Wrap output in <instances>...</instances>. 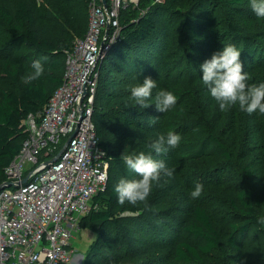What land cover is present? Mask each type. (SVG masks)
Here are the masks:
<instances>
[{
	"label": "trees",
	"instance_id": "1",
	"mask_svg": "<svg viewBox=\"0 0 264 264\" xmlns=\"http://www.w3.org/2000/svg\"><path fill=\"white\" fill-rule=\"evenodd\" d=\"M248 1L162 0L148 4L141 0L138 7L122 13L120 42L127 46L116 48L120 42L115 43L103 63L115 52L121 54L114 65L131 68L133 75H151L161 69L169 77L170 68L176 64V75L185 72L202 78L204 62L194 60L192 55L212 57L223 50L222 45L234 44L241 51L243 72L251 74L248 83H264V28L248 30L259 18ZM89 3L90 0H0V31L8 40L3 48L7 49L3 69L11 84V89L0 95V184L7 180L6 170L28 136L24 120L41 112L63 82L64 72L60 75L59 71H65L66 52L87 30ZM147 7L150 13L141 15ZM157 18L163 22L158 23ZM171 23H175L173 29L179 30L178 36L173 35V43L160 41L157 37L162 24ZM35 60H40L46 70L41 78L26 84L23 80ZM200 90L194 94L188 87L168 86L167 91L178 100L177 107L167 113L157 111L155 103L147 109L135 105L103 108L97 100L111 102L126 96L114 89L98 92L93 120L109 157V169L104 189L94 196V208L80 221L83 227L96 224L97 232L83 264L264 262V225L258 223L264 218V115L248 114L238 105L221 112L208 89ZM186 100L195 103L187 108ZM185 112L191 114L190 119L183 118ZM164 129L181 136L179 145L191 143L184 155L190 160L200 157L210 162L218 157L223 162L213 167L198 165L197 174L182 179L181 191L164 184L162 176L148 199L152 211L145 210L143 203L119 204L114 191L119 180L140 178L127 168L122 153L144 152L167 166L171 154L156 155L145 147L147 138L164 134ZM198 130V139L191 140ZM237 168L242 171L240 176L249 179L251 188L242 184H237L235 190L230 188ZM196 183H202L204 190L200 198L193 200L190 192ZM229 188L233 194L222 217L228 226L223 231L211 207L212 202H217L213 196H205L211 190Z\"/></svg>",
	"mask_w": 264,
	"mask_h": 264
},
{
	"label": "built area",
	"instance_id": "2",
	"mask_svg": "<svg viewBox=\"0 0 264 264\" xmlns=\"http://www.w3.org/2000/svg\"><path fill=\"white\" fill-rule=\"evenodd\" d=\"M140 1L90 0L88 27L65 54L62 84L24 120L28 136L6 170L15 185L0 190V264L73 263L76 230L108 180L93 120L100 66L121 38L122 13Z\"/></svg>",
	"mask_w": 264,
	"mask_h": 264
},
{
	"label": "clouds",
	"instance_id": "3",
	"mask_svg": "<svg viewBox=\"0 0 264 264\" xmlns=\"http://www.w3.org/2000/svg\"><path fill=\"white\" fill-rule=\"evenodd\" d=\"M250 9L260 18H264V0H250ZM241 51L234 44L225 45L223 50L216 52L201 65L203 72L202 82L216 101L221 112L238 105L239 109L248 114L259 113L264 115V83L249 84L248 73L243 72L240 61ZM32 71L25 79L26 84L38 80L44 75L45 69L40 60L31 64ZM157 83L151 77H145L143 82L132 86L130 99L134 105L141 109H147L152 103L153 89ZM178 97L172 92L160 89L155 95L157 111L167 113L177 104ZM181 136L173 131L160 134L149 147L156 155L165 154L170 149L179 146ZM121 159L127 168L135 172L139 179L121 178L115 186L118 203L130 205L143 203L145 210L152 211L148 205V199L154 184H159L162 176L172 178L175 169L168 168L163 160L153 159L144 152L138 154L122 153ZM204 190L202 183H196L190 192V198L196 200L201 197ZM264 225V218L258 220Z\"/></svg>",
	"mask_w": 264,
	"mask_h": 264
},
{
	"label": "rangeland",
	"instance_id": "4",
	"mask_svg": "<svg viewBox=\"0 0 264 264\" xmlns=\"http://www.w3.org/2000/svg\"><path fill=\"white\" fill-rule=\"evenodd\" d=\"M42 1V0H40ZM146 1L148 4H155V3H160L162 0H144ZM250 4V0L248 1ZM33 4V3H32ZM142 9V8H141ZM150 8H144L141 10V15H145L149 12ZM158 23H162L163 21L160 20L159 18H157ZM88 23H89V15H88ZM175 23H171V24H162V31L159 32V36L157 38H160V41H166L167 43H173L174 41V36H178L179 30L177 29H173L174 28ZM248 28V27H247ZM260 28H264V18H258L257 21L254 23V25H251L250 31H255L257 29ZM3 30V29H2ZM158 35V34H157ZM174 35V36H173ZM191 38L194 37L195 40H199V41H204L205 39L199 36H190ZM122 39V35L121 38L117 40L116 44L119 43ZM8 43V40H5V33L0 31V95L2 94L1 92L5 89L9 90L11 89V84L9 82V78L7 77L5 70L3 69V61L7 56V49L3 48L5 47V45ZM127 43L126 42H120L119 44L116 45V48L119 47H126ZM225 46L222 45L221 49H223ZM123 48V49H124ZM115 52H112L104 61H102L101 66H100V76H99V81H98V88H97V94L96 97L98 95V92L101 90H108V91H112V89H114L115 91H121L122 95H125V99L119 98L117 100H113V101H101V100H97L98 105H100V107L103 108H108V107H129V106H133L134 105V101H132L130 99L131 96V87L135 86L137 84H140L143 82L145 77H151L153 80L156 81L157 83V88L153 89V93H152V98L150 100V103H155V95L156 93L160 90V89H164L167 90L168 86H172L173 88H178L180 86L182 87H188L189 89L192 90V92L194 94L199 93V89L202 90H207V87L203 85L202 82V78H198V75H192V74H188V73H179L176 75L177 69L175 68L176 64H173L172 68H170L172 70V72L170 73V76H166L163 71L161 69H156L154 71H152L151 75H133L130 73L131 68L129 67H122L119 66L121 64H118L116 67V64L114 65V61H117L120 58V54H117ZM192 57L194 58V60L196 61H200V62H204L205 60L210 59L211 57H207V56H203V55H198V54H193ZM42 61V60H41ZM121 61V59L119 60ZM45 69V68H44ZM46 70V69H45ZM31 68L28 69L27 75L31 72ZM64 72V68L61 69V71H59L60 75H63ZM249 73H251V70L249 71ZM251 74H249L250 77ZM26 79V78H25ZM25 79L23 81H25ZM196 79V80H195ZM203 92V91H202ZM206 98V97H205ZM195 101H189L186 100L184 102V104L186 105L187 108L191 107L194 105ZM177 107V105H175L173 108ZM172 108V109H173ZM170 109V110H172ZM191 111V110H190ZM183 118L184 119H190V115L189 113H184L183 114ZM166 129H164V134L166 135ZM203 133V132H201ZM246 131L244 132V139L246 137ZM194 136H191V140H196L198 139L196 135H200V130H198V132H195V134H192ZM159 135L157 136H150V138L146 139V150L151 151V148L149 147V145L154 142ZM141 139V137H140ZM124 142H122L121 144H123ZM187 143V142H186ZM191 145V143H188L186 147L179 145L177 148L175 149H170L167 153L171 154L170 157V162L167 165L168 168L171 169H175L173 177L172 178H168L165 177L163 178L164 184H170L172 186L178 187V191L183 190V186L181 185V181H183L182 179H184V177L186 178L187 176L195 173L198 171V165H207L210 167H213L215 164L221 163L223 162V160L221 158H211L210 162L206 161V159L204 158H198L197 160H190L189 157L190 156H184L186 154L187 148L188 146ZM205 167V166H204ZM199 173V172H198ZM240 173L242 174L241 169L237 168L236 170H233V176H234V180L233 183L230 186V188H233L234 190L237 189L236 187L238 186L237 184H242L243 187L246 188H251L252 184L250 183L249 179L247 178H243V176H240ZM197 174V173H195ZM229 189H221V190H211L210 194L206 195L205 197H209V196H213V201H216L217 204H215L214 202L211 203V207L212 209L216 212V215L218 216V218L220 219V223L218 224V227L220 228V230H227L228 226H227V222L225 221V219L222 220V217L224 215V212H226L229 208V199L231 197V195L233 194V192ZM97 207V206H96ZM98 208V207H97ZM96 224H92V226L90 225L89 227H83L82 224H80V228L76 230L75 233V237L73 240V247L75 249V254L73 255L75 258L78 257L79 258L82 256V258H80V260L78 261V259H74L72 264H82L83 260L85 257V254L87 252V249L89 247V244L91 243V241L95 238L97 232L95 231ZM82 261V263H81ZM264 264L263 261H260L258 264ZM223 264H238L237 262H233V263H229V262H225Z\"/></svg>",
	"mask_w": 264,
	"mask_h": 264
},
{
	"label": "water",
	"instance_id": "5",
	"mask_svg": "<svg viewBox=\"0 0 264 264\" xmlns=\"http://www.w3.org/2000/svg\"><path fill=\"white\" fill-rule=\"evenodd\" d=\"M62 152H63V150H61V151L57 154V156L55 157V159H56L57 157H59V156L62 154ZM53 160H54V159H53ZM24 180H26V178H25ZM12 185H15V183H14V182H11V181H5V182H3L2 184H0V190H2V189H4V188H7V187H10V186H12Z\"/></svg>",
	"mask_w": 264,
	"mask_h": 264
},
{
	"label": "crops",
	"instance_id": "6",
	"mask_svg": "<svg viewBox=\"0 0 264 264\" xmlns=\"http://www.w3.org/2000/svg\"><path fill=\"white\" fill-rule=\"evenodd\" d=\"M80 258H82V256H81ZM80 258H79V255H78L77 258L74 257V259H75V260L78 259V261L80 260ZM83 258H84V257H83ZM81 263H82V261H81ZM82 264H83V263H82Z\"/></svg>",
	"mask_w": 264,
	"mask_h": 264
}]
</instances>
